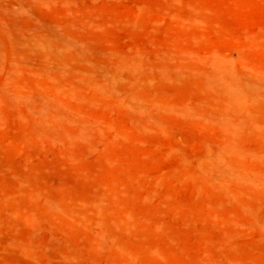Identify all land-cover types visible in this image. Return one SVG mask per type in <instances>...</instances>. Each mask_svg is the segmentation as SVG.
Masks as SVG:
<instances>
[{"label": "rangeland", "instance_id": "374dc122", "mask_svg": "<svg viewBox=\"0 0 264 264\" xmlns=\"http://www.w3.org/2000/svg\"><path fill=\"white\" fill-rule=\"evenodd\" d=\"M0 264H264V0H0Z\"/></svg>", "mask_w": 264, "mask_h": 264}]
</instances>
